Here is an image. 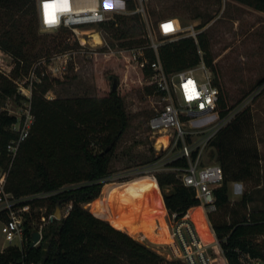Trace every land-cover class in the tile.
<instances>
[{"label": "trees", "instance_id": "16d2710c", "mask_svg": "<svg viewBox=\"0 0 264 264\" xmlns=\"http://www.w3.org/2000/svg\"><path fill=\"white\" fill-rule=\"evenodd\" d=\"M239 1L264 12V0ZM127 7L134 9V2L129 0ZM38 26L36 0H0V48L15 58V74L21 65L28 69L31 64L30 50ZM99 26L110 38L118 40L109 43L112 47L141 48L149 62L156 58L140 13L115 14ZM203 26L199 24L196 28ZM63 29L67 28L59 30ZM163 39L157 53L166 73L194 67L202 61L214 70V58L204 31L198 32L196 38L181 35L175 40ZM75 43L78 45L77 41ZM115 62L108 64L115 67ZM141 72L147 77L152 75L148 64ZM43 79L33 88L34 121L10 169L7 190L15 196L57 191L47 199L49 212L55 210L58 202L61 207L67 203L72 206L66 216L44 226L42 239L34 247H30L34 230L31 221L26 220L23 247H4L0 250V264H159L160 256L149 246L84 206L100 196L110 175L116 147L129 126L123 97L111 86L110 89L97 88L96 93L89 96L49 99L45 97L49 85ZM219 88V108L224 115L229 108L223 89ZM152 89L159 94L154 84L151 92ZM15 92L16 84L0 72V95ZM15 119L6 110H0L2 165L6 158L5 146L15 136L9 129ZM251 120L249 109L241 111L210 143L214 147V160L223 169L224 180L214 189L217 209L209 214V219L230 264H243V256L264 264V208L242 212L229 207L230 182L249 180L258 171V147L255 140L247 137ZM195 156L196 151L192 153V157ZM170 164L186 167L188 160L182 157ZM155 182L162 191L161 203L163 198L170 213L177 212L181 216L198 205L196 190L184 185L176 173L159 172ZM170 187L168 192L164 191ZM248 200L243 195L240 206L247 208ZM196 209L191 210L192 215Z\"/></svg>", "mask_w": 264, "mask_h": 264}, {"label": "rangeland", "instance_id": "374dc122", "mask_svg": "<svg viewBox=\"0 0 264 264\" xmlns=\"http://www.w3.org/2000/svg\"><path fill=\"white\" fill-rule=\"evenodd\" d=\"M146 11L151 28L150 39L157 43L165 41L155 31L158 20L164 17H177L182 35L197 34L200 31L206 33L214 58V70L207 68L223 89L229 109L238 107L240 112L245 109L251 111V127L247 137L255 140L260 154L258 171L253 178L230 182L229 207L242 212L264 208V88L258 92V88L264 85V12L239 0H148ZM199 24L204 26L197 29ZM96 28L101 29L107 42H118L117 39L110 38L100 26ZM78 41L69 28L44 31L38 26L36 38L32 40L29 68L21 65L18 74H15V58L1 48L0 68L8 74L7 77L25 86L30 79L36 87V83L42 82L45 77L43 81L49 85L45 97L49 99L93 95L97 88L110 89L113 79L117 78V90L124 99L129 126L116 147L110 175L106 178L100 196L84 206L111 223L114 222L109 216L120 215L147 223V226L133 224L136 238L131 236L151 246L154 243L138 236L139 233L163 237L167 230L164 221H156L157 216L147 214V211H154L156 198L162 197V191L156 187L151 172L141 171L144 165L151 162L146 161L159 153L155 144L157 135L154 136L148 126L149 118L162 106L159 95L153 89L151 92L152 79L142 74L137 61L130 57V52H121L118 46L106 51L90 50L88 46L86 51L81 50L73 55L71 51L80 45ZM65 59L66 70H59L58 67L64 65ZM114 60L115 67L110 66L108 63ZM33 69L38 76L31 77L29 72ZM196 73L202 74V69H198ZM261 79L263 81L259 82ZM18 95L17 91L13 95H0V110H6L9 114L21 112L27 101L22 97L17 98ZM214 156V147L209 145L204 150L201 161L203 164L212 163L215 161ZM157 188L159 196L156 194ZM170 189L171 187L164 191L168 192ZM141 194L143 209H135L136 198ZM243 195L249 199L247 208L240 206ZM47 203V199H42L32 205L35 211L30 220L33 230L42 223V214L50 213ZM193 216L202 217L199 208ZM2 219L0 215V250L8 245L1 230ZM155 221L158 222L157 230Z\"/></svg>", "mask_w": 264, "mask_h": 264}, {"label": "built area", "instance_id": "2783aa9c", "mask_svg": "<svg viewBox=\"0 0 264 264\" xmlns=\"http://www.w3.org/2000/svg\"><path fill=\"white\" fill-rule=\"evenodd\" d=\"M128 1L67 0L68 7H64V4L58 5L54 23L49 24L45 22L44 4L47 0H36L39 27L44 31H57L61 28L71 29L80 44L71 51L73 55L81 50L86 51L88 46L90 50H111L113 47L105 40L101 29L96 27L113 18L115 14L140 13L147 24L148 35L151 36L146 11L148 0H131L135 4V8L132 10L127 7ZM49 13H51V9ZM49 18H52L51 14ZM165 25H170V27L166 29ZM155 31L168 40H175L182 35V27L177 17L160 18ZM192 35L196 38V34ZM159 44L151 40L156 58L150 62L144 58L141 48L120 47L121 52L131 53L130 57L137 61V65L141 69L147 64L151 67L152 75L150 78L159 91L157 95H159L162 104L161 108L148 121L151 132L154 136L157 135L155 144L159 153L154 160L144 165V169L141 171L151 172L154 179L159 172H174L184 185L194 188L199 197V203L193 208L200 209L206 229L201 231L198 227L191 212L193 208L180 216L177 212L170 213L162 199L164 221L171 241L152 242L154 244L151 246L146 245L160 256L159 264H230L209 219V214L217 209L214 189L220 186L224 180L223 169L216 161L203 164L201 157L219 131L240 113V108L227 109V112L221 115L219 108L220 88L215 83L213 73L203 61L194 67L171 74L166 73L157 53ZM199 52L201 53V50ZM63 64L58 67L59 70H66V59ZM198 69H202V74L196 73ZM0 72L6 74L1 68ZM29 74L31 77L33 75L38 76L35 69L31 70ZM12 80L17 85V93L27 102L21 112L11 114L16 119L9 129L15 133V136L7 142L5 162L3 165L0 164V215L3 218L1 230L8 245H17L21 248L25 242V222L32 220L35 212L32 208V201L48 199L57 191L15 196L7 190L10 169L18 155L21 144L29 136L34 121L32 93L35 84L33 80L28 79L29 83L26 86L15 79ZM262 88H264L263 84L258 88V92ZM194 151H196L195 158L192 157ZM182 157L188 160L186 167L170 164ZM1 158L2 151L0 150V161ZM71 206V203H67L65 207H61L62 217L68 214ZM54 211L47 215L42 214L40 217L42 223L35 230L40 232L41 239L44 226L57 219ZM156 223L155 229L157 230L158 222ZM241 260L243 264H261L260 260L250 256H243Z\"/></svg>", "mask_w": 264, "mask_h": 264}, {"label": "bare ground", "instance_id": "6f19581e", "mask_svg": "<svg viewBox=\"0 0 264 264\" xmlns=\"http://www.w3.org/2000/svg\"><path fill=\"white\" fill-rule=\"evenodd\" d=\"M64 7H68V3L64 4ZM156 194L159 196L158 190L156 191ZM158 199L160 200V197L156 198L157 202H158ZM160 203H161V200H160ZM154 206H155V209H153L154 211H150V214L158 217V219L156 221H164V208L162 206V203H161V207H159V208L156 207V205H154ZM194 219L196 220L197 225L201 229V231H205L206 227H205V223L203 221V217H201V218L198 217V218H194ZM147 225L148 224H144V226H147ZM203 233L205 234V232H203ZM205 235H207V234H205ZM138 236H140V235H138ZM142 237L147 238L148 240H150L152 242H157V243L171 241V237H170L168 228L166 230V234L163 237H159L156 234H150L148 236L142 235Z\"/></svg>", "mask_w": 264, "mask_h": 264}, {"label": "crops", "instance_id": "0c3cea01", "mask_svg": "<svg viewBox=\"0 0 264 264\" xmlns=\"http://www.w3.org/2000/svg\"><path fill=\"white\" fill-rule=\"evenodd\" d=\"M142 197V194H141V196H139V197H137L136 198V204H135V209H137V208H139V210L140 209H143L142 208V204L144 203L141 199ZM156 207H161V203H160V200L158 199V202L156 203ZM142 211V210H141ZM143 212V211H142ZM145 214H146V212H144ZM143 213V214H144ZM147 214H150V211H147ZM140 215H142V214H140ZM139 216V215H138ZM109 218L114 222V223H116V224H118V225H116V224H114V223H112V224H114L116 227H118V228H121V229H123V230H125L126 232H128L130 235H133V236H135L134 234H133V229H132V225L133 224H137V225H144V224H147V223H143V221H140V220H138V221H134L133 219H131V218H128V217H123V216H115V217H111V216H109ZM139 235H140V237H142V234L141 233H139ZM135 238H136V236H135Z\"/></svg>", "mask_w": 264, "mask_h": 264}, {"label": "snow or ice", "instance_id": "6c2138e0", "mask_svg": "<svg viewBox=\"0 0 264 264\" xmlns=\"http://www.w3.org/2000/svg\"><path fill=\"white\" fill-rule=\"evenodd\" d=\"M67 0H47V2L44 4L45 8V16H46V23H54V17L55 12L57 11L58 5L60 4H66ZM51 9V13H49V10ZM51 14L52 18H49V15ZM166 29L170 27V25L164 26Z\"/></svg>", "mask_w": 264, "mask_h": 264}, {"label": "water", "instance_id": "95a60500", "mask_svg": "<svg viewBox=\"0 0 264 264\" xmlns=\"http://www.w3.org/2000/svg\"><path fill=\"white\" fill-rule=\"evenodd\" d=\"M117 88H118V80L115 77L113 79L112 89L113 90H116ZM54 214H55V216H56L57 219H60L62 217V214H61V206H60V203L59 202L56 204ZM31 239H32V241H31V247H33V246H35L41 240L40 232L38 230H34L32 232ZM18 264H22V263L19 262Z\"/></svg>", "mask_w": 264, "mask_h": 264}]
</instances>
